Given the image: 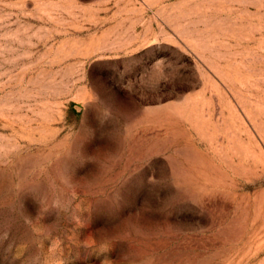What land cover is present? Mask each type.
Masks as SVG:
<instances>
[{
  "label": "rangeland",
  "instance_id": "1",
  "mask_svg": "<svg viewBox=\"0 0 264 264\" xmlns=\"http://www.w3.org/2000/svg\"><path fill=\"white\" fill-rule=\"evenodd\" d=\"M0 264H264V0H0Z\"/></svg>",
  "mask_w": 264,
  "mask_h": 264
}]
</instances>
